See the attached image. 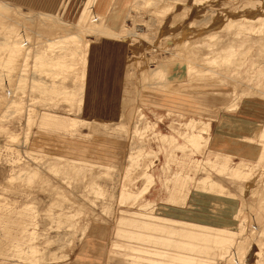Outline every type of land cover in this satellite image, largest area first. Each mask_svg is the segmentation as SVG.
<instances>
[{
  "label": "rangeland",
  "instance_id": "rangeland-1",
  "mask_svg": "<svg viewBox=\"0 0 264 264\" xmlns=\"http://www.w3.org/2000/svg\"><path fill=\"white\" fill-rule=\"evenodd\" d=\"M113 1L0 0V264H264V113L259 109L264 104V37L220 32V52L233 46V53L240 54L250 45L243 55L241 82L230 99V86H210L211 76L196 75L193 79L201 77L196 81L206 92L197 103V95H175L177 86L196 87L195 79L171 76L180 68L164 63L162 57L169 54L162 43L169 32L166 25L159 28L162 13L153 7L180 1L176 9L185 6L189 21L203 11H223V2L210 0L192 10L193 0H129L122 21L112 29L107 17ZM120 1L123 7L125 0ZM262 6L240 2L228 9L240 16ZM47 19L58 28L70 26L80 39L52 44L38 37L39 25ZM22 24L28 26L26 39L18 36ZM122 24L132 34L134 50L147 51L146 70L131 72L134 85L124 97L130 39L118 40ZM256 26L246 22L233 29ZM18 41L27 47L24 61L7 62L10 50L5 47ZM101 41L127 49H120L117 83L109 84V77L97 84L112 93V104L105 107V99L99 98L104 92L93 91L96 107H90L91 50L102 46ZM151 43L158 49H151ZM72 53L83 78L36 66V57L54 60ZM106 55L111 56L103 49L93 56ZM227 74L234 79V72ZM243 83L257 89L253 98L241 94L248 90ZM211 90L225 96L208 94ZM180 101L191 104L181 106ZM226 103L232 108L227 110ZM223 114L244 121L254 132L248 127L235 131L233 124L232 129L219 127ZM119 115L127 116L120 128L103 131L93 125L97 121L108 127ZM192 131L202 137L198 149L183 138ZM158 132L171 136V143L159 140ZM195 160L205 161L206 168L195 170ZM176 174L183 179L176 181ZM148 178L153 179L149 191L135 201ZM204 183L221 185L222 192L217 186L208 192ZM227 199L235 212L228 211ZM205 231L206 240L196 236Z\"/></svg>",
  "mask_w": 264,
  "mask_h": 264
},
{
  "label": "bare ground",
  "instance_id": "bare-ground-1",
  "mask_svg": "<svg viewBox=\"0 0 264 264\" xmlns=\"http://www.w3.org/2000/svg\"><path fill=\"white\" fill-rule=\"evenodd\" d=\"M210 0H193L191 5H189L190 9H200L205 4H207ZM220 1V0H214ZM223 11L216 12L214 14L210 13V10L203 11V14L199 17H194L188 21L187 16L189 15V12L187 13V8L180 7L176 9V5L178 3H181L180 1H173L171 2V6H168L164 1L158 2L154 5L153 8H156L160 10L161 18L158 20L159 28L167 26L168 34L165 35L164 41L162 43V51L167 52L169 54L168 57H162L164 63H172V68L178 67L180 69L171 71V76L175 79H180L181 77H184L185 79L189 81H196L197 77L194 78V76H211L212 79L210 81V84L208 85H217L221 84L224 86H230L232 88V92L228 93L227 95L230 99L235 96L236 94V88L241 82V73L240 71L243 70L244 62H243V55H245L250 50V45L246 44L244 46V49L240 52V54H234L233 53V46H230L227 51L220 52L219 49L216 48L220 36V32H227L229 33L231 30L233 32H236V34L241 35L242 33H246V35H257L260 37H264V0H221ZM242 3V5H246L249 2L253 3H263L262 7H258L257 10L248 8V12L243 15H236L235 13H230L229 5L237 3ZM83 3V2H82ZM220 3V2H219ZM122 5V1L120 3ZM133 6H137V4L134 2L132 4ZM131 6V5H130ZM121 6H119L120 8ZM210 9V8H209ZM235 9V8H234ZM237 9V8H236ZM169 15V16H168ZM119 17V15H118ZM117 17V18H118ZM207 19V20H206ZM221 21L220 24H214L215 22ZM117 21V20H114ZM246 22H254L257 24V26L250 30L245 28H237L236 25ZM96 26L98 23H95ZM20 32L18 33V36H22L21 39L25 38V31L28 29V26L25 24L20 25ZM19 28V29H20ZM40 33L38 32V37H44L47 38V40L50 43H54L55 41L59 39H80V36L76 35L72 31H70V26L64 25L61 28H58L52 20L47 19L43 21L40 25ZM127 29L126 24H122L121 28L117 31L118 34L116 35L118 40L121 39L122 42L124 40L130 39L129 48L127 49L121 43H109L110 50H114L116 48L120 49H127L125 52V62H124V69L126 71L125 76V88L123 90V97L129 95V91L133 88V83L131 82L133 78V73H131L133 70L138 68H143L144 70L146 66H144L145 63H143L144 60H146L147 57V51H140L136 52L134 50V44L131 42H134V39L132 38L131 33H127L125 31ZM241 33V34H240ZM230 34H233L230 32ZM23 41H18L11 47H5V49L10 50L9 57L7 58V62H12L15 59H20L22 57V61H24V55L26 54L25 51H27V47L23 46ZM198 44H202L201 49L198 47ZM89 44H85V49H88ZM151 49L155 50L158 49V47L152 46L151 43ZM205 49H211L209 51H205ZM120 53V52H119ZM76 53H72V55L69 58H59L54 60H47L42 57H36V66H51L54 68H59L64 73H73L76 74L79 78H83L84 75L78 73L77 70V62H75ZM57 58V57H56ZM167 59V60H166ZM214 59H217V61H214ZM201 62V63H199ZM182 63V64H181ZM192 63H195L193 65ZM184 66L182 67V65ZM7 65V64H6ZM21 67V66H20ZM16 69V68H14ZM158 74L160 73V70H157ZM234 72V79L226 75V73ZM204 77V78H206ZM192 81V84H196V87H181L177 86L178 90H176L175 95H179L182 97H189L191 98L192 95H197L195 98L197 99V103L203 100L204 94L206 92L203 91L202 86L204 85L198 84L201 80L194 82ZM239 82V83H238ZM243 89L245 86L248 87V90L242 91V95H245L247 99H251L256 94V88L251 86V84L243 83ZM208 90V89H207ZM210 95H213L215 97H220L224 95L223 91L220 90H211L207 92ZM174 95V98H175ZM225 96V95H224ZM223 96V97H224ZM264 97V93L262 94ZM258 98V97H257ZM124 100V99H123ZM228 100V99H227ZM179 105L183 106L186 103L191 104L187 101H180ZM228 103V102H227ZM226 103V104H227ZM176 105V104H175ZM202 105V104H201ZM232 108V106H229L227 104V110ZM208 112V111H207ZM201 113V112H199ZM205 113V112H204ZM210 114V112H209ZM126 115H119L118 116V122L112 123V125L106 127L104 125H101L97 121H93V125H95L99 129H103V131H110L113 127H122V124L124 123L126 119ZM207 117V116H206ZM117 118V117H116ZM117 121V120H116ZM195 120L192 119L190 122L191 129L194 126ZM242 120L231 118L226 115H221L218 119L219 127H225L226 129H232L230 128V124L235 125L233 128L235 131H238L240 127H248L247 124L243 122H240ZM31 123V121H29ZM71 125L74 126V122H71ZM251 129L250 127H248ZM253 130V129H251ZM253 131L250 132L253 133ZM263 135L262 138H264V129L262 131ZM159 140H161L164 143H171L172 137L164 134V133H157ZM185 142L192 146L195 149H198L200 146V139L202 138L199 133H194L193 131L190 132V134H186L184 137ZM12 140L15 139V137H11ZM158 140V139H157ZM173 146L176 147V145L173 144ZM12 148L11 146H9ZM127 158V157H126ZM192 167L195 170H203L206 168V162L203 160H195L192 161ZM34 175V174H33ZM33 175L29 176V180L31 181L33 179ZM174 179L176 181H181L183 179L182 175L176 174L174 176ZM207 180V179H206ZM153 179L148 178V184L139 191V193H136L133 196V199L135 201L140 200L146 193L149 191L150 185L152 183ZM205 188L208 192L213 190L214 186L218 187V190L222 192L223 186L216 185V184H210V183H204ZM133 195V194H132ZM134 201V202H135ZM196 225V224H195ZM208 226V225H207ZM203 226V229L209 230L211 227ZM221 233H232L227 231L226 229L222 230L220 229ZM139 236L140 235H135ZM195 236V235H194ZM196 236H205V239L208 237L207 232H202L200 235ZM148 237H144V239H147ZM219 238V237H217ZM218 240V239H217ZM176 243V242H175ZM176 246H182L180 244H176ZM234 257V256H233ZM152 264H160V263H152Z\"/></svg>",
  "mask_w": 264,
  "mask_h": 264
},
{
  "label": "crops",
  "instance_id": "crops-1",
  "mask_svg": "<svg viewBox=\"0 0 264 264\" xmlns=\"http://www.w3.org/2000/svg\"><path fill=\"white\" fill-rule=\"evenodd\" d=\"M128 2H129V0H125V2L123 3V7H122L121 4H118L119 0L113 1L111 11L108 13V17H107V21L109 23V26L112 29H115L117 27V24H119L122 21V18L125 15L126 10H127V3ZM119 6H121V8H119ZM118 15H119V17H118ZM103 17H105V16H103ZM114 20H117V21H114ZM110 42H113V41H106V43L104 41H101V43H103L102 46L100 45L101 47L100 46H98V47L93 46L92 47V50H91L92 53H91V59H90L91 63H90L89 74H88V84L89 85H88V89H87L88 90L87 96L88 95L89 96H88V105L87 106L93 107V105H94L96 107L95 94L93 95V93H92L93 91H103L104 93H107V94L103 93L104 96L102 97V95H101V97H99V98L105 99V105H106L105 107H110V105L112 104V101H111L112 100V93H110L107 88L101 89V88L97 87L98 83H105V81H101L103 78H104L103 80L108 81L109 77H111L110 78L111 81L109 84H111L112 86H114L117 83V79L119 78L120 62H121L122 54H121L120 48H118V50H116V48L114 50H109L108 45ZM104 43H105L106 48H104ZM103 49H106L107 53L110 54L111 56L106 55L105 59H103V58L99 59V56H98V58H94V56L96 57L97 55H99V51H102ZM116 55L119 56L118 60H116L117 58L115 59ZM99 62H100V65L102 64L101 70L99 69ZM110 70L112 71V74L109 75ZM99 76H100V80H98ZM251 105H253V103ZM250 108L253 109L252 106ZM259 109H261V111H263V113H264V104H261ZM253 112L256 113L255 111H253ZM262 117H264V114L262 115ZM257 120L259 121V118ZM225 201L226 202H224V203H225V206L227 207L228 211L231 209L232 212H235V206H233L234 203L232 202V200L227 199ZM172 210H175V209L172 208Z\"/></svg>",
  "mask_w": 264,
  "mask_h": 264
}]
</instances>
